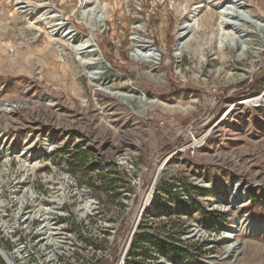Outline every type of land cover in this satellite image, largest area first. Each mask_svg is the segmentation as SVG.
<instances>
[{
  "label": "rangeland",
  "instance_id": "rangeland-1",
  "mask_svg": "<svg viewBox=\"0 0 264 264\" xmlns=\"http://www.w3.org/2000/svg\"><path fill=\"white\" fill-rule=\"evenodd\" d=\"M222 16L258 56L216 42ZM263 19L264 0H0V264H264V106L237 105L264 92Z\"/></svg>",
  "mask_w": 264,
  "mask_h": 264
},
{
  "label": "bare ground",
  "instance_id": "bare-ground-1",
  "mask_svg": "<svg viewBox=\"0 0 264 264\" xmlns=\"http://www.w3.org/2000/svg\"><path fill=\"white\" fill-rule=\"evenodd\" d=\"M223 18H224V16H222L220 22H218V24H217L216 42L222 43L223 40H227V38H230L231 40H234V45L235 46H237L238 43L243 44L244 46H246L245 43L248 41L247 34L246 35L237 36V37L235 36L234 39H232L231 34L228 32L227 26L225 25V23L223 21ZM92 26H89V29L92 32H95L96 27H92ZM259 27L260 28H264V19L260 22ZM181 30L182 29L179 28V31H178L179 35L181 34L180 33ZM219 32H222V34L220 35ZM82 43H83V40H82V42H80V44L82 45ZM178 46H179V44H178ZM246 50L251 52V53H253L255 56H258L259 52H261V51L257 50L256 48H254V46L253 47L252 46H249V47L246 46ZM138 54H139V56H143V57H146L147 59H150V60H148L149 62L147 64L146 68H145L144 73L146 75L153 74V72L155 71V68H154V63L152 62V57H151L152 54H151L150 49H148L147 47H141L138 50ZM87 56H89V55H87ZM102 60L103 59H101L99 57L98 62H102ZM95 91H96L97 95L113 96V97L117 98L118 100H120V101H122V102H124L126 104H128L131 101H136V102H138L140 104V107H143V108L145 106H151V105H154L156 103V101L154 99H149L146 96L135 97L134 95H131V94L115 93V92H112L111 89H107V87H106L105 91H101L99 89H95ZM237 105H244V106H247V107H256V108L264 106V92L259 94V95H257V96L250 97V98L244 100L243 102H241V103H239ZM149 198H150V195L147 197V201L149 200ZM84 200H85L86 210L88 212V211H90L93 208V201L90 200L87 197ZM243 223L241 224V226H243ZM242 228L247 230V231L248 230H254V229L257 230V228H254L253 225H250L249 223H246V222H245V224H244V226ZM230 230H233V228L230 227ZM239 245H240V242L238 240H235L231 244V247H229L228 253H232L233 256L237 255V250L239 248ZM2 258L5 260V262L7 264H12V262L10 261V257L6 253H4L3 251H2Z\"/></svg>",
  "mask_w": 264,
  "mask_h": 264
},
{
  "label": "trees",
  "instance_id": "trees-1",
  "mask_svg": "<svg viewBox=\"0 0 264 264\" xmlns=\"http://www.w3.org/2000/svg\"><path fill=\"white\" fill-rule=\"evenodd\" d=\"M99 50L101 51V53L103 54V56L106 58V60L110 63V65L113 67L112 65V59L110 58L108 53H111L112 51H114V47L110 42H103L101 45H97ZM126 44L124 43L123 47H125ZM122 59L124 61H127V53L123 54ZM120 71L123 74H128L127 69L125 67L120 68ZM0 81H2V79L0 78ZM264 83V78L258 81H254L253 83L249 84L247 87L248 89H251L253 91H258L262 88ZM244 87H246V84L244 85ZM146 193V188H144L141 193L137 196V200L141 201L144 197ZM159 247L161 250L166 249V246H164L163 244H159ZM144 256V255H143ZM145 257V256H144Z\"/></svg>",
  "mask_w": 264,
  "mask_h": 264
}]
</instances>
